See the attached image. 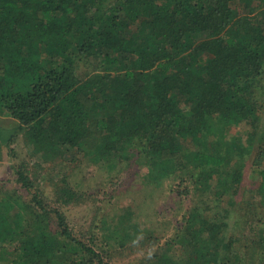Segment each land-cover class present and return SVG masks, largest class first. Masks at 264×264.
<instances>
[{
    "label": "trees",
    "instance_id": "16d2710c",
    "mask_svg": "<svg viewBox=\"0 0 264 264\" xmlns=\"http://www.w3.org/2000/svg\"><path fill=\"white\" fill-rule=\"evenodd\" d=\"M88 60L98 70L81 79ZM260 100L264 0H0V114L20 123L33 152L114 163L135 155L150 182L173 178L179 196L192 199L174 236L180 261L161 250L147 264H242L248 247L222 201L235 203L254 136L247 145L225 137L234 126L258 131ZM256 159L258 168L264 148ZM17 175L32 200H0V251L15 245L13 264H110L59 211L50 229L36 185ZM260 176L264 202V167ZM55 196L63 206L83 199L70 185ZM257 224L264 255V215Z\"/></svg>",
    "mask_w": 264,
    "mask_h": 264
},
{
    "label": "rangeland",
    "instance_id": "374dc122",
    "mask_svg": "<svg viewBox=\"0 0 264 264\" xmlns=\"http://www.w3.org/2000/svg\"><path fill=\"white\" fill-rule=\"evenodd\" d=\"M238 8L242 9L241 6ZM82 61L78 76L86 79L98 70V61ZM259 117L256 133L252 128L240 125L230 127L225 137L228 142L243 139L247 145L254 136L253 151L244 162L242 184L236 188L235 203L229 204L228 195L222 201V205L232 211L230 229L233 228L235 236H241L248 247L240 249L245 255L242 264H264V255L254 244L259 240L261 230L258 217L264 215V202L259 192L264 160L258 163V168L255 163L260 148H264V100H260ZM93 156L70 151L65 157L45 160L33 152L20 123L7 114H0V200L12 194L30 203L32 195L18 181L17 171L21 169L36 185L44 204L48 205L46 209L54 219L50 229L56 230L55 213L59 211L77 238L84 242L89 237L96 239L97 245L108 252L110 264H147L152 253L161 250H168V254L180 261L178 256L183 248L175 243L174 236L177 228L183 227V215L194 205L192 199L179 196L173 178L157 184L150 182L146 178L147 167L138 163L135 155L130 162L118 163L109 159V162H96ZM67 185L81 193L83 199L63 206L57 202L55 194L60 187ZM197 200L201 201V197L197 196ZM121 216H125L122 229L125 233L117 236L114 230ZM239 219L242 224L233 226V222ZM244 221L253 225H244ZM14 246H7L9 251L6 253L0 251V264H13L14 255L9 253Z\"/></svg>",
    "mask_w": 264,
    "mask_h": 264
}]
</instances>
